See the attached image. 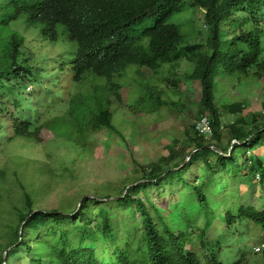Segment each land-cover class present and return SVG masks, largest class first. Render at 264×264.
<instances>
[{
  "label": "trees",
  "instance_id": "16d2710c",
  "mask_svg": "<svg viewBox=\"0 0 264 264\" xmlns=\"http://www.w3.org/2000/svg\"><path fill=\"white\" fill-rule=\"evenodd\" d=\"M182 1L0 0V139L41 142L47 129L71 146L94 148L96 133H121L114 123L109 98L113 95L122 100V85L114 81L115 77L129 73L140 81L132 70L146 67L160 74L182 59L191 64L185 76L200 81L202 86L195 117L207 112L213 129L207 140L196 132L192 122L193 131L189 130L187 137L174 139L169 153L150 165L139 163L132 182H125L119 192L108 190L112 188L108 184L103 193H75L71 199L62 200L61 209L36 208L37 193L22 183L19 167H15L20 199L8 198L0 188L2 203L9 200L8 214H0V264H227L231 256H241L220 246L231 228L239 233L240 241L248 229L249 234L259 236L256 264H264V199L259 205L243 201L229 183L222 186L218 173L212 171H233L234 178L245 175V170L240 171L250 166L255 177L251 180L258 185L256 195L264 194V153L258 152L264 146V115H244V101L222 103L219 98L224 92H220L218 83L222 73L225 82L233 77L237 83L250 77L264 78V0H193V5L205 9L209 30L206 41L195 43H184L180 25L171 20L183 10ZM34 24L41 25L40 34L51 41H73L76 47L69 58L70 50L65 46L67 58L60 63L68 81L65 94L53 97L43 93L36 101L27 102L23 91L16 92L18 80L24 83L37 74L42 85L45 75L44 64H31L30 54L22 50L25 37L19 29L25 33L27 26ZM53 73L50 69V81ZM30 78L28 91L34 90ZM73 85H84V89L71 98ZM144 86L149 91V83ZM45 90L53 92L49 85ZM262 105L264 108V102ZM224 111L235 118L225 121ZM188 140L193 147L187 148ZM238 145L245 147L242 156L251 158L247 165L238 162L240 158L234 152ZM230 146L235 149L224 155ZM247 152L252 155L247 157ZM193 161L201 162L198 169L205 171L189 181L187 173H191L193 166L189 165ZM241 165L240 170L228 169ZM4 177L5 170L0 169V178ZM168 187L180 192V201L157 204L150 191ZM214 187L225 191L210 194ZM159 193L161 197L169 195ZM213 196L215 200L211 201ZM193 205L201 209L199 223L188 216L186 208ZM220 207L224 210L221 216ZM134 212L138 219H123ZM218 223L223 228L218 229ZM192 242L200 249L190 248Z\"/></svg>",
  "mask_w": 264,
  "mask_h": 264
},
{
  "label": "rangeland",
  "instance_id": "374dc122",
  "mask_svg": "<svg viewBox=\"0 0 264 264\" xmlns=\"http://www.w3.org/2000/svg\"><path fill=\"white\" fill-rule=\"evenodd\" d=\"M182 3L184 5L183 10L175 13L171 20L180 25L185 35L184 43L206 41L209 30L205 25V9L193 5L192 0H183ZM40 26L39 24L27 26L26 30H28L25 33L23 29H19L25 37L22 47L24 54L27 56L30 54L31 64L38 65L43 63L45 68L42 85L38 83L37 74L31 77L34 80L33 82L31 81L34 86V90L32 91L27 90V86L30 85L28 81L30 77L26 78L24 83L18 80L16 92L20 94L23 91L27 102L36 101L43 93L46 96L53 95V97L65 94L68 81L60 69V63L67 58L65 46L68 45V49L70 50L68 54L69 58L73 57L76 47V43L73 41H69L68 44H62L60 41H51L40 34L38 30ZM224 32L225 29L222 33ZM175 63L173 67L166 66L169 70L160 74H153L146 67L132 70V74L141 82L133 79L129 73H126L121 78L115 77L114 81L122 85L120 92L122 100L119 101L113 95H109V98L112 101L111 109L114 115V123L121 133L107 130L96 133L94 138L98 142L94 148L90 145L86 147L71 146V144L55 138L53 133L47 129L42 132L41 142L23 139L11 142L1 138L0 169L5 170V177L3 179L0 178V188L2 191L6 192L8 198L12 200L18 201L20 199L18 193L21 186L17 182L13 170L18 166V175L21 177L22 183L26 184L32 193H37L35 196L36 208L48 211L61 209L59 207L62 200L66 198L71 199L75 193H87L88 196L96 192L103 193L107 191L105 185L108 184L112 185V188H108V190L119 192L125 182L133 180L139 163L147 166L163 155L168 154L172 149L171 142L174 139L179 140L187 137V132L191 129L190 125L196 120L195 116L199 112L197 102L202 95L201 83L198 80H190L185 76V73H189L191 70L190 62L182 59ZM50 69H53L54 72V77L51 81L49 80ZM225 80L222 73L219 81V90L220 92H224V96L219 98L222 103H232L234 101L248 102L243 111L244 115L251 114L252 112L259 115L263 113L264 115L262 105L264 102V78L259 80L250 77L243 79L239 83H237L234 77L228 79L226 82ZM133 81L141 84H132ZM145 83H149V91L145 88ZM48 85L51 86L53 92H46L45 88ZM85 85L87 84L85 83ZM40 89L43 90L39 91ZM83 89L84 85H73L71 98L78 91H83ZM140 96L143 97L142 100H139ZM33 104L36 106L37 102ZM224 113L225 116L223 118L225 121L235 118V115L228 114L226 111ZM1 121L0 119V123ZM5 129L9 131L8 126H5ZM190 131L192 132L193 130ZM223 135V144H226L227 133L224 132ZM211 137L208 139L205 137V139L209 140ZM187 143V148L193 147L191 141L188 140ZM233 149H235L234 146L229 148L227 153L223 154L229 155ZM244 149L243 145H238L234 152L240 158L238 162L247 165V162L251 158H248V160L242 156ZM258 152L264 153V146H261ZM246 155L250 157L252 154L247 152ZM189 157H186L187 162ZM245 159L246 161H243ZM256 161L258 160L256 159ZM199 165L202 164L197 161H193L189 165V167L193 166V168H190L192 169L191 173H187L189 181H194L196 174H202L205 171V169H198ZM243 167V169L242 165L228 167V169L232 170L242 169L241 173L245 170V175L234 178L235 173L233 171H212L218 173L220 177L219 183L222 186L229 183L232 189L237 191L238 195H241L243 201L249 203L255 202V204L259 205L261 200L264 199V194L263 196L256 195V192L259 191L258 185H255V182L251 180V177H254V175L251 174L250 166ZM212 180V176L208 178V181L211 182ZM159 191L169 195L161 197ZM215 191L223 192L225 189L214 187L210 190V194H214ZM150 193L157 204L168 205L180 201V192L178 190H170L169 187L161 189L152 188ZM223 197L227 198L228 196ZM103 200L106 201V198H103ZM210 200L214 201L215 196L210 197ZM219 201L222 203V207H224L223 198L220 197ZM77 202L79 201L77 200ZM8 203L3 204L0 199L1 215L6 216L8 214ZM222 207L218 211L220 216L224 213ZM186 209L190 211L188 216L191 215L195 222H198L197 214L198 212L201 213L200 207L193 205ZM177 210L178 213L180 209ZM138 216V213L134 212V214H126L123 216V219L134 220L138 219ZM118 219L122 220L121 217ZM199 219L203 220L202 217ZM240 224L243 225L242 228H246L243 221H240ZM217 228L221 229L223 225H219L218 223ZM247 231L248 234L244 236V240L236 241L240 235L237 236L239 233H236L237 231L231 228L223 242L220 243V246L221 248H228L230 250L238 249L241 254L240 258H238L239 264H256L259 259V256L256 254L259 252L256 244L259 241V236L249 234L250 229ZM234 232L235 236L232 237ZM193 239L196 240V238ZM190 248L200 249V245L192 242ZM38 249L39 246L35 243V252H38ZM27 255L24 254V257H27ZM220 257L221 254L219 255ZM17 264H20V262H17Z\"/></svg>",
  "mask_w": 264,
  "mask_h": 264
},
{
  "label": "clouds",
  "instance_id": "9594fccd",
  "mask_svg": "<svg viewBox=\"0 0 264 264\" xmlns=\"http://www.w3.org/2000/svg\"><path fill=\"white\" fill-rule=\"evenodd\" d=\"M192 2H193V0H192ZM198 7H200V6H198ZM61 42V41H60ZM219 81H220V79H219ZM219 84H220V82H218ZM247 105H248V102L246 103ZM203 115H207L208 116V118H209V120H210V125H211V119H210V116H209V114L207 113V112H204L203 114H201L199 117L197 116V117H195L196 118V120L193 122L194 123V129L196 130V132L199 134V135H201V136H203V137H207V139L209 138V137H211L212 135H213V129H212V125H211V133H209V134H202V133H200L197 129H196V121L197 120H199ZM235 142H237V140H234ZM233 141V143H235ZM210 147H214V145H210ZM232 146H230V148H231ZM220 151V150H219ZM221 152V151H220ZM231 152V151H230ZM230 154V153H229ZM80 205V204H79ZM78 205V206H79ZM78 208V207H77ZM23 226V225H22ZM22 226H21V228H22ZM34 239H36V238H33V240ZM236 241H237V239H236ZM35 243H36V241H35ZM258 246V245H257ZM35 247V246H34ZM255 247V246H254ZM232 250H234V251H236V252H238V253H240V251L238 250V249H232ZM258 250H259V246H258ZM230 258H232V261H230L229 263H233V264H236L237 263V261H238V258H240V255H237V256H231Z\"/></svg>",
  "mask_w": 264,
  "mask_h": 264
},
{
  "label": "built area",
  "instance_id": "2783aa9c",
  "mask_svg": "<svg viewBox=\"0 0 264 264\" xmlns=\"http://www.w3.org/2000/svg\"><path fill=\"white\" fill-rule=\"evenodd\" d=\"M196 129L202 134L211 133L210 120L207 115H203L199 120L196 121Z\"/></svg>",
  "mask_w": 264,
  "mask_h": 264
}]
</instances>
